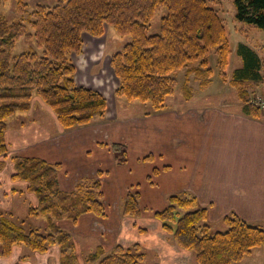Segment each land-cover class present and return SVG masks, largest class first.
<instances>
[{
    "label": "trees",
    "instance_id": "1",
    "mask_svg": "<svg viewBox=\"0 0 264 264\" xmlns=\"http://www.w3.org/2000/svg\"><path fill=\"white\" fill-rule=\"evenodd\" d=\"M222 1L57 0L53 5L39 3L25 19L28 2L17 0L20 20L9 21L0 12V170L5 167L1 157L9 151L6 139L9 119L17 111L29 110L34 94L51 107L65 130L106 116V96L77 81L78 67L73 60V55L83 49L84 34L101 37L106 27L131 38L110 55V65L118 79L117 99L150 105L146 115L166 110L179 85L177 76L183 72L180 89L190 100L194 94L192 79L201 89L211 85L215 73L210 55L214 54L217 73L236 89L243 112L260 117L264 111L249 99L258 93L253 87L264 81V56L249 44L239 42L235 52L242 64L229 76L233 49L226 19L218 9ZM232 1L237 20L264 29V0ZM163 8L166 13L160 18L159 31L152 34L151 22ZM22 35L35 38L43 53L35 49L13 53L15 42ZM111 146L117 161L126 162L127 146L123 143ZM11 159L14 163L11 180L26 182V190L38 198V204L29 207L28 216H45L46 224L44 228L28 224L27 228L25 219L16 221L0 213V256H9L16 245L39 253L57 246L61 264H80L75 238L61 227L60 221L75 222L85 213L104 217L101 180H81L73 190L66 191L59 183L60 163L20 155ZM122 208L123 214L138 217L144 209L140 193L129 192ZM154 215L180 248L195 255L197 264H234L251 255L254 248L264 247V228L233 212L224 218L226 229L212 233L207 208L199 206L197 197L191 193L169 195L167 205ZM145 257L138 244L132 247L118 244L111 250L99 245L84 257V262L142 264Z\"/></svg>",
    "mask_w": 264,
    "mask_h": 264
},
{
    "label": "crops",
    "instance_id": "2",
    "mask_svg": "<svg viewBox=\"0 0 264 264\" xmlns=\"http://www.w3.org/2000/svg\"><path fill=\"white\" fill-rule=\"evenodd\" d=\"M253 88L264 93V81ZM233 94L236 102L224 91L214 101L203 103L194 96L184 105L170 104L166 110L150 115L145 114L149 108L125 110L132 106L128 108L125 102L118 105L115 97L113 105L108 101L104 118L66 130L54 112L47 118L9 122V151L0 170V188L7 185L10 191L15 186L22 189L7 200L0 193V208L11 212L13 220L27 219L29 225L44 228L45 216H28L29 207L38 204L37 196L24 191L26 182L11 180V156L60 163L59 183L64 190H73L81 180L99 178L104 193V217L85 213L75 222L60 221L75 238L80 264H87L84 257L99 245L111 250L118 244H138L146 254L143 262L152 257L153 264H182L180 256L190 251L161 234L166 233L161 226L159 230L154 228L155 223L161 225L154 212L167 205L169 195H195L207 208L211 222L232 212L249 221L264 222V112L258 118L246 115L236 89ZM113 143L127 146L126 162L117 161ZM146 156L151 159H144ZM134 191L140 193L144 208L138 217L123 214L122 208L126 195ZM15 208L20 211L18 218L12 217ZM0 264H61L60 251L53 246L39 253L16 245L9 256H0Z\"/></svg>",
    "mask_w": 264,
    "mask_h": 264
},
{
    "label": "rangeland",
    "instance_id": "3",
    "mask_svg": "<svg viewBox=\"0 0 264 264\" xmlns=\"http://www.w3.org/2000/svg\"><path fill=\"white\" fill-rule=\"evenodd\" d=\"M57 0H27L28 9L27 13H24L25 19L29 17V14L34 11V8L39 4L45 5H53ZM218 1V0H217ZM219 13L222 17L226 19L227 29L229 32V40L231 43V47L233 49V53L230 57V64L228 67V73L231 74L236 67H240L242 64L241 58L235 52V49L239 42H244L249 44L251 47L256 49L261 56H264V29L258 28L255 26H250L244 22H241L235 17V5L232 0H224L222 4L218 6ZM0 12L5 16L9 21L20 20L21 16L17 11V0H3L0 6ZM166 13V9H161L156 16L153 18L151 22L150 33H157L159 31L160 26V18ZM30 32H32L29 29ZM84 46L80 54H74L73 60L74 63L78 67V73L76 74L77 81L84 82L86 85L98 89L101 91L107 98V100L112 104L115 102V89L118 86V79L116 78L114 71L110 65V55L124 46V44L130 41L129 36H121L119 35L113 27H106L105 33L101 37H94L90 34H84ZM35 49L40 54L43 53V48L38 45V42L35 38H28L27 36H20L15 42L14 52L15 54H19L23 51ZM210 65L214 69L213 81L209 87L206 89H201L198 82L195 79H192L190 82L193 87V97H200L203 99V103L207 101L217 100V94L222 92H227V96L231 101L236 102L237 96L233 94L234 87L227 82H224L220 79L217 71L216 65V56L214 54L210 55ZM179 85L175 93L174 97H170L169 105L177 106L178 103L184 105L186 100L185 96L182 94L181 84L184 80V73L180 72L177 76ZM217 93V94H216ZM203 95V97H201ZM123 100V101H122ZM188 101V100H186ZM117 104L120 105L122 102L128 103L129 106H132L130 109H125L129 112H135V110H146L147 108L151 109L150 105L143 104L140 101H127L125 99H118ZM113 105V104H112ZM135 109V110H133ZM147 109V110H149ZM124 109H119V111ZM52 109L49 107L38 95H33L31 100V108L27 111H17L13 116L10 117L9 122H19L26 121L27 119H37L39 116H44L45 118L52 115ZM7 156L1 157V159H5ZM6 165V164H5ZM4 169V168H3ZM2 170V169H1ZM9 173V169H8ZM16 189L20 190L22 188L16 187ZM13 189L8 190V186L4 185L0 188V193L4 197L5 200L9 199L12 196L11 193ZM24 191H27L26 189ZM10 193V194H9ZM199 204V202H198ZM199 206H201L199 204ZM203 207V206H202ZM0 213L10 215L11 212H8L7 209L0 208ZM20 211L15 208L13 210L12 217H19ZM238 215V214H237ZM226 216V215H225ZM224 216V218H225ZM242 219L254 223L256 225H260L264 228V222H253L249 221L242 216L238 215ZM209 218V217H208ZM224 218L219 221H210L208 219V223L210 224V231L216 232L218 230H225L226 224L224 222ZM21 220L18 218V221ZM26 224L25 227H29L27 219H25ZM35 221V219H33ZM154 228L159 230L161 225L158 223L154 224ZM162 228V226H161ZM163 229V228H162ZM160 233V231H159ZM173 242V237L168 233H162ZM163 236V235H161ZM175 243V242H174ZM177 243H175L176 245ZM116 246V245H115ZM114 246V247H115ZM146 255V254H145ZM192 252H188L187 255H182L179 258V262L182 264H197L195 260V255L193 257ZM155 259L150 257V261L143 262V264H153ZM152 262V263H151ZM96 264V263H94ZM234 264H264V247L254 248L251 255L245 257L242 261L234 263Z\"/></svg>",
    "mask_w": 264,
    "mask_h": 264
},
{
    "label": "built area",
    "instance_id": "4",
    "mask_svg": "<svg viewBox=\"0 0 264 264\" xmlns=\"http://www.w3.org/2000/svg\"><path fill=\"white\" fill-rule=\"evenodd\" d=\"M249 102L264 110V93H257L250 96Z\"/></svg>",
    "mask_w": 264,
    "mask_h": 264
}]
</instances>
